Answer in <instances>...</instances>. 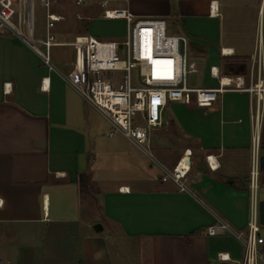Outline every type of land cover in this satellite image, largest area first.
<instances>
[{"label": "crops", "instance_id": "1", "mask_svg": "<svg viewBox=\"0 0 264 264\" xmlns=\"http://www.w3.org/2000/svg\"><path fill=\"white\" fill-rule=\"evenodd\" d=\"M126 7L138 16L164 17L170 34L186 36L189 59L213 79L198 84L189 78L191 86H217L213 66L220 77L241 76L245 87L257 82L252 57L260 40L264 45V0H128ZM73 56L59 62L52 48L50 70L0 29V260L237 264L242 243L232 235L208 236L205 228L215 216L238 231L246 228L255 94L227 90L213 107L167 105L155 131L171 130L183 147L162 161L157 154L169 140L159 133L152 148L166 170L191 150L188 191H182L125 136L107 135L109 120L64 79ZM260 130L264 151V118ZM79 174L90 177L87 195ZM220 253L230 259H219Z\"/></svg>", "mask_w": 264, "mask_h": 264}, {"label": "built area", "instance_id": "2", "mask_svg": "<svg viewBox=\"0 0 264 264\" xmlns=\"http://www.w3.org/2000/svg\"><path fill=\"white\" fill-rule=\"evenodd\" d=\"M53 0H39L42 6L51 7ZM128 0H75L76 6L97 5L99 14L108 20H123L126 34L120 39H100L91 34L79 35L71 42H62L51 33L54 22L64 19L55 12H47L46 34L38 36L35 30L34 0H0V29L7 30L32 49L48 66L52 63V48L71 46L74 51L70 71L64 76L89 104L110 122L108 136L117 133L125 136L142 150L150 160L156 161L167 177L188 191L185 181L190 170L191 150L187 149L169 170L163 168L154 154L151 138L164 124L163 113L170 102H183L213 107L219 96L227 90H246L256 96L251 114L253 136L249 171V212L246 228L236 230L219 216L205 228L208 236L232 235L238 239L244 253L237 264H264V236L261 234L259 182L261 130L264 117V45L262 40L252 61L257 69V82L244 86L241 76L220 77L217 67L211 73L219 78L217 86L193 87L189 75L197 71L195 62L187 53V38L170 34L164 17L138 16L126 7ZM92 18L91 15H78ZM226 53V51H224ZM121 75H118V74ZM140 118V119H139ZM152 148V151L150 150ZM208 156L209 165L215 169L217 161ZM219 259L229 260V254L220 253ZM0 264H4L0 260Z\"/></svg>", "mask_w": 264, "mask_h": 264}, {"label": "rangeland", "instance_id": "3", "mask_svg": "<svg viewBox=\"0 0 264 264\" xmlns=\"http://www.w3.org/2000/svg\"><path fill=\"white\" fill-rule=\"evenodd\" d=\"M99 10L100 9L97 5H91L90 7H78L76 6L75 0H53L51 7L49 8L42 6L39 0H34L36 34L38 36H44L46 34L47 12H55L64 17V19L54 22L50 28L51 33H53L59 41L71 42L76 36L85 34H91L94 37L100 39L123 38L126 34V23L124 21L108 20L102 17H95L99 14ZM79 14L84 16L91 15L93 17L79 18ZM72 52L74 53L71 46L64 45L53 47L55 60L62 63L70 60V54ZM118 75L121 74L119 73ZM189 78L191 83L193 82L203 84L207 80V82H213V79H211L209 74H205L202 72V70L191 73ZM207 84L209 85L210 83ZM159 133L165 136V138H167L169 141H162L164 142L163 147L160 148V153L157 155L162 161L170 162L181 151L184 141L178 135H175L171 130L162 129L161 131L156 132V136H152L151 145L153 144V141L156 140L157 134ZM150 150L152 151V148ZM153 162L155 163L156 161ZM155 165L158 166L157 163H155ZM263 174L264 170H262V178L259 182L260 199L262 196H264ZM261 234L264 235V228H262Z\"/></svg>", "mask_w": 264, "mask_h": 264}, {"label": "water", "instance_id": "4", "mask_svg": "<svg viewBox=\"0 0 264 264\" xmlns=\"http://www.w3.org/2000/svg\"><path fill=\"white\" fill-rule=\"evenodd\" d=\"M188 161L191 162V156L187 157ZM260 167L262 170H264V151L261 154V158H260ZM263 179H264V174H263ZM260 222H261V226L262 228H264V199L260 200ZM96 230H101L102 229V225L97 224L94 227Z\"/></svg>", "mask_w": 264, "mask_h": 264}, {"label": "trees", "instance_id": "5", "mask_svg": "<svg viewBox=\"0 0 264 264\" xmlns=\"http://www.w3.org/2000/svg\"><path fill=\"white\" fill-rule=\"evenodd\" d=\"M78 182L80 185V191L83 195H87L90 193L89 191V181L90 177L88 174H79L78 176Z\"/></svg>", "mask_w": 264, "mask_h": 264}]
</instances>
